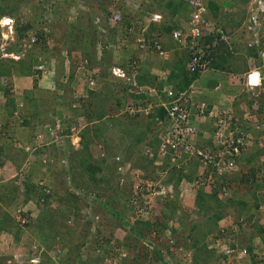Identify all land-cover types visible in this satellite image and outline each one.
<instances>
[{
  "label": "trees",
  "instance_id": "trees-1",
  "mask_svg": "<svg viewBox=\"0 0 264 264\" xmlns=\"http://www.w3.org/2000/svg\"><path fill=\"white\" fill-rule=\"evenodd\" d=\"M178 4L186 8L189 6L188 4L184 2H178ZM169 5L176 6L177 4L172 3V1H170ZM212 6H214V4H212ZM207 7L209 10V5H207ZM103 10L104 12L107 13L105 15L106 16L105 19L108 18L110 20L113 11L110 10V8H105V7L103 8ZM187 14H188L187 16H189L188 19L190 20L191 12L188 10ZM129 17H131L130 14H127V12L124 11L123 18L120 24L118 26L116 25L115 27L110 26V29L108 25L107 26L108 32L107 33L102 32L100 37L97 36V33L95 32V30L94 32H92L93 42H95V45L98 44L99 46H101V48L103 49V53L106 56L108 55L111 58L114 57L112 55L114 51L118 52L117 56L119 57H120V54H122V57H123L122 65L124 67L128 66L129 68L127 69V71L130 73H132V71L134 73L137 70V73H138L137 78L140 84L146 85L148 84L149 80L152 86L159 84L158 77H156V74H154L155 75L154 77H152L150 74L149 75H146V73L143 74L144 70L149 69L147 67H151V66L152 68L156 67L157 69H161L163 71L165 70L170 71L172 89L176 88V90H179V91L186 90L190 86L191 83H193L200 77L201 73L199 71L192 72L189 69V64L192 62V58H193L191 46H188V48H185L187 49L186 51H188V53L186 52L187 55L185 53V56H186L185 59H179V62L175 60L174 63H171V65L169 64L170 62L169 60H164L163 58H160L158 56V51H157L159 50L158 47H160V50H164L167 52H171L170 51V49L172 48L171 44L173 46L177 45L179 47L177 42H175L172 39V37H170V40H169V37H167L169 36V34L172 35V32L177 29L176 28L177 25L174 24L171 19L165 22L160 28L157 27V30L159 31L157 33L154 32L155 26H151L149 30H146V31H143V27H138L137 30H135L132 34H129L128 31L132 27H135V24L137 21V20H132V19L127 20L126 18H129ZM91 23L92 25L95 24V20L94 21L91 20ZM83 29H85V27H83ZM108 29L110 30V32ZM117 30H119L118 32L123 31L122 32L123 34L128 35L127 37L130 38V41H131L128 46L123 45V43L121 44L119 39L114 38L115 36L112 37V34L116 32ZM79 33L81 32L79 31ZM83 34H84V30H83ZM82 37H84V35ZM140 38L143 39L142 43L138 42V39ZM212 39L213 38L209 36L206 39V41L211 42ZM86 42L87 40L85 39L84 41H82V43H84L85 46L87 45ZM74 44L75 43L68 45L70 46L69 48H71L72 51L74 50L73 47H75ZM181 49L185 50L183 48ZM223 51H224L223 46H220L213 50V53L210 54L209 58L213 60L212 62L213 68L219 71H222V72L229 73L230 71H233V69H231L230 66L226 65L227 57H226V53ZM128 54H129V57H127ZM72 55L73 54H71V56ZM92 56L95 57L94 52L92 53ZM98 57H99L98 58L99 61L97 63L100 62L99 65H104V61H102V59L100 58L101 56H99V53H98ZM134 61H137L136 67H134V65L132 64ZM152 61L154 62V64L152 63ZM104 71L105 70H103V72ZM32 72H34L33 66L32 68H26L25 72L22 75H26V74L30 75ZM104 74H105L106 79L110 80L107 83L105 82L107 86L108 85L110 87L120 86L119 82H122V81L112 78L108 71ZM147 76H150L151 78ZM73 78H74V73L71 76V80ZM98 82L100 83V80H98ZM56 85L64 86L65 83L63 85V83L60 84L59 82H57ZM125 87H126V93H128L129 88L127 86ZM9 91H10V94L8 93ZM104 91L101 94L103 97L106 95L104 94ZM5 96H6V101L4 103L5 105H3L2 107L4 116L6 117L7 120L10 119L14 122L18 121V119L14 116L15 112L18 110V107L16 104L17 101L15 97L11 94V90L9 88L5 90ZM97 96H100V95H97ZM126 96L127 95H125V97ZM244 97H246V95H243L242 97H239L238 99H236V102L234 103V105L238 104V100ZM133 98L134 96H131V94H128L126 98V102L125 100L124 102L128 105L131 103ZM74 99L77 102L79 100L77 98H74ZM124 102H121L120 100V102L117 104L119 105L118 106L119 108L117 109V111L125 107L126 104ZM104 104L106 107L107 103H103V108L101 109L99 108V106L97 107V109L101 110V113L99 110L97 112L94 107L93 108L95 110H93L92 112L89 111L90 107L88 106L86 109V105L83 103V109L81 110L83 111L85 109V112L80 113V115L77 118H73L70 115L68 117L62 116V118H65V120L67 121V124L70 121L76 122V120H82V122L86 124V127L80 134L81 148L79 149L76 148L69 139H66L64 143L59 147L60 150L63 149V151H65L66 154L63 155L65 158L59 157L57 153L54 154V152H50L51 156L48 154L49 155L48 157H50V159H53L52 163H49L48 165H44L39 159V160H36L34 164L35 168H44V167L47 168V173L50 169L53 170V173L59 176L63 173V176H60V177H62L63 179L62 182L65 185H67V182L65 180H70V181L74 180L73 182L76 188L82 189L88 193H91L89 194L91 196L96 195L95 198L91 200L93 202L92 204H96L97 202L101 200V198H103L102 190H104L105 187L98 186V183H101L102 181L105 180V179H102L103 169L105 166H110V164L112 163L111 167L115 171V175H117V178L119 180V174L117 170L121 163L116 161L117 157H120L123 162L125 161V163H131L133 168L139 172L140 176L142 175L141 177L144 180L155 179V174L157 171V168L154 165V162L156 161V154H157L156 152H155L156 153L155 156H153L151 160H149L145 156L146 157L145 159H148L149 162L153 164L152 166L147 168L145 165H139L140 163L137 164L135 160H131V161L128 160L133 157V155L129 151H131L133 148L135 149V145L123 144L121 146L117 142H115L116 141L115 137H117L118 135H121L123 137V134L124 135L128 134L130 138L133 137L134 141L136 142L142 141L144 134L146 135L148 133L147 130L143 131L141 129L144 121L140 119V116H138L137 118L138 121L137 119H133L134 118L133 116H136V115H131L129 113L122 114L118 117H111L110 116L111 113L109 112V110L104 109ZM73 108H76V107H73ZM59 114H61V112H59ZM157 115L160 117L161 120H165L166 118V113L164 112V110H160ZM114 119H118V121L120 122V125H119L120 128L116 127V129H119L118 134H113L115 133L114 130L112 129L113 127H115L114 122L112 121ZM50 120H43V121H40V123L43 124V123L49 122ZM22 124L26 125L27 122H23ZM111 124L113 125L111 126ZM100 131H103L102 135L99 133ZM70 133H71L70 131L67 132V134H70ZM93 144L100 145L101 147H103L104 156L102 155L99 159H97L95 152L92 150ZM117 145L121 147L118 148ZM255 150L256 152L261 151L257 149V146H255ZM37 153H38L37 155L45 156L46 155L45 153H48V152L45 149ZM250 155L251 154L249 153L246 159L242 160L241 170H240L241 174L246 173L244 171L248 168V165L252 161V158H250ZM124 158H126L127 160H125ZM64 160H67L66 163H64ZM62 162L66 164V167L64 168V171H61V172L57 171L58 172L57 173L55 171L56 167H58V165L61 164ZM2 165L3 163L0 161V166ZM196 172L197 170H192L191 171L192 175H189L190 177L188 178L194 180L197 176ZM55 174H53V177L55 176ZM77 174H79L81 178L83 179L81 180V183H79V181L76 179ZM136 176L138 177L136 173H131L130 178L126 181L124 185L117 186L121 188L119 189V191L117 190L118 194L120 195L118 196V198L120 199L118 198L117 199L123 202L122 206L124 205L126 210L129 211L130 209H132L133 211H135L134 213L138 211V207H137L138 205L136 204L138 203V199L134 192V186L137 181L135 180ZM182 176H183L182 172L176 173L175 177L177 178V185L179 181H181ZM173 178H174L173 175L169 176V181L171 182ZM241 180H242L241 183H247V182L252 181L250 180V177L248 175L245 178H241ZM117 182H120V180ZM113 185L114 183L108 182L107 188L111 189ZM178 186L176 188V196L171 201L169 200V202L163 206L161 211H159L160 213H158V215L162 214V210H163V214L166 215L168 213V215L164 216L166 217L165 220L163 221L164 222L163 227H164L165 223H167L170 218H173V215L176 214L177 210L181 211V216L179 217V221L180 222L182 221V224L184 227L192 226V230H189L188 236H186V239H185L186 241H184L185 242L184 245L185 244L189 245V246L186 245V247H188L189 251L192 252L195 262H198L199 264H207L208 262L207 256L209 252L214 257V252L213 250L208 248L207 241L209 242V240H215L218 238L225 237V234L222 232L223 231L222 226L221 227L219 226V222L226 215L223 211L227 210L228 208H225V207H231L232 202L234 203L236 201L237 203L240 202L238 206L240 215L239 216L237 215L235 217L236 219L235 223L239 227V234H236L234 236L233 234L234 232L231 229L230 230L231 236L235 237L236 244H238L241 247H246L248 249L249 257L245 260L247 263L256 264L259 261V258L255 253V248H253V245H252L253 238L247 239L245 242L241 240V235H243L244 231H246L247 229H250L252 231V229L256 230L255 228H258L260 226L262 227L261 231L263 232L261 234L262 235L264 234V227L261 224L263 223V220H264V211L260 209L262 206H264V196L263 194L258 193L259 188H257L256 191H252L248 193L244 192L243 194L239 196V198L235 194L232 195L229 200V205L227 204L225 205L224 203H222V206H220L219 209L217 208L216 212H212L214 210L213 208H211L212 205L219 204L220 202L219 199L217 198L218 195L220 193H223L224 191H228L229 193H231V188L233 187V181L229 177H224L223 180H220L218 187L215 188L214 190L200 189L198 192L197 201H196L197 203L196 212L195 211L186 212V210L182 207V205H180V202H178L179 196L181 195V193L179 194ZM51 188L53 190V194L50 196H45L46 199L44 198L46 207L47 205L50 206V201L55 196L56 187L52 185ZM122 190H124L125 193H127L125 199H121V198H124L122 197L123 196ZM4 192L5 190H0V196H1L0 203L6 207L11 206V208L17 206L18 200L15 199L16 197L15 196H10V197L5 196L3 195L5 194ZM208 192H211V193L208 194ZM24 195H25L24 204H23L24 206L22 208H19V210H22L20 212H21V217H23L24 219V223L23 221H20V219L19 220L17 219L18 222H15V221L13 222L12 216H10L8 212L0 210V233L1 234L3 232L14 233L13 236L15 237L16 242L19 244L21 242L22 237H24L26 234H29V232H35V231L38 232L37 233V236H39L38 248L39 249L44 248L43 255L41 256V261L38 264H55L53 260H51V258L49 257L50 255L49 253L50 251L56 250V249H60L61 251L66 252L65 255L62 256V258L60 259L59 264H137L139 260H140L139 264H152L154 262H158V261L160 262L161 260H163V257L166 256L165 253H167L166 249H168L169 252L171 253V254H168L170 255L169 257H172L173 259H177L174 256V253L172 254V251H171L172 249H170L169 247H165L162 245H160L159 247L156 244V246L152 248L144 244V241L146 240V236L143 234V230H137L134 226H132L129 230L130 238L132 239L133 242L129 241L125 243V242L117 241V243H115L114 246H111L109 241H111L112 237L103 236L101 238L100 229L94 233L96 235V236H93L94 240H90L91 234H90V237L87 238L89 229L85 228L84 230H80V229L78 230L77 227H75L77 226L76 224L79 218V214L77 212H78V209L80 208L77 206L80 203L77 204L78 203L77 201L79 198H77L76 196H74L75 197L74 199H76L75 201L77 203L75 202L73 203L70 202L72 204L68 203V205L73 206V208L67 209L66 211H62L61 209L56 210V209L51 208V211L48 212L50 213V216L47 214L41 213L36 219V218H32V214L37 209V206L40 200L42 199V196L40 194V191L37 190V183L34 182L33 179H31L30 182L25 185ZM65 195H69V194L65 193ZM84 197L87 198L86 196ZM211 197L212 199H208ZM109 199L110 200H106L104 202L102 201L104 209L106 211L109 210L110 213H113L117 217L119 224H121L122 226L128 225V219L126 218L125 214H123V212L116 213L115 211L110 210L112 207V202H111L112 199L111 198ZM161 199H163V197H156V201L159 204H163L161 202ZM73 204H76V205H73ZM74 207L76 208L74 209ZM90 207H93V206L91 205ZM73 209L75 211H73ZM91 209H92V212H94L92 213L93 216L95 212L96 214L98 213L96 208H91ZM194 213H197V215L200 216L202 220L199 221V220L190 219ZM153 214L154 212L151 211L150 215H153ZM93 216L92 217L90 216V217L93 218ZM141 216L143 218H149V215L141 214ZM70 218H74V219H70ZM139 218L137 219V221H140ZM69 219L74 221L72 225L68 224V222L70 221ZM238 221H240V223ZM140 222L144 224L147 221L145 222L144 220H141ZM153 222H154V232L156 236L163 233L166 230V227H168L167 224L165 225L164 228L160 227V224L158 223L159 222L158 219L154 220ZM151 223L152 222H148L147 225H150ZM76 234H78V236ZM237 235H238V238H236ZM28 243L30 245L29 246L30 248L32 244H30V242ZM180 243L178 242V245L176 244L177 248H175V250H178V249L180 250L182 248V246H180ZM123 246L126 251H128L129 253H132L133 258L120 257L119 252ZM192 249H195V250H192ZM31 254H34L33 250L30 251L29 255ZM142 257L143 259H141ZM117 258H119L118 261L115 260ZM198 258L200 259L198 260ZM214 261H215V264H220L216 259H214ZM0 264H6V259L0 257ZM176 264H183V263L177 262Z\"/></svg>",
  "mask_w": 264,
  "mask_h": 264
},
{
  "label": "built area",
  "instance_id": "built-area-1",
  "mask_svg": "<svg viewBox=\"0 0 264 264\" xmlns=\"http://www.w3.org/2000/svg\"><path fill=\"white\" fill-rule=\"evenodd\" d=\"M143 1L146 0H122L126 6H132L136 9L142 8ZM183 1H187L191 7V17L186 26L172 33V38L180 47L188 48V46H191L195 50L192 62L189 64V69L192 72L199 71L204 74L209 70H213L211 67L213 60L209 58L210 52L208 51L211 45L208 44L204 48L202 43L209 36L213 38L215 44H218V42L229 43L232 37L222 25L208 18L209 10L204 1ZM121 5L118 4L120 8L117 10H112L113 13L110 18L111 27H115L122 21L124 6ZM245 10V20L239 29L247 35V46L252 51L249 57V68L241 76L243 84L241 87L236 86V94L234 93L231 96L224 95L225 104L220 103L211 106L206 101L199 100V97L203 93L194 84L185 91L175 92L167 84L170 76V71L167 70L161 71L158 74L159 84L152 86L140 84L137 78V70L134 73L133 71L130 73L127 71L129 67L121 66L118 61H114L113 65L110 66L109 70L112 77L122 81L129 88L131 96L136 98V100L133 99L127 105V112L129 114L137 115L143 113L149 116L151 111L157 108H163L166 113L165 120L158 119L157 122V126L165 128V131H161L162 133L159 136L158 146H146L144 148V155L149 160L157 153L154 165L160 166H157L155 179L144 180L131 163L123 162L120 157L116 158V161L121 163L118 167V172L122 178L125 176V180H122V185H124L131 173L138 175L135 178L137 181L134 186V192L138 199V203H136L138 205L137 213L149 215L148 212L142 209L141 203L145 207L146 200L149 201L153 197L164 198L166 197V192L172 191L174 183L169 181L171 174L182 172L184 177L188 176L186 175L188 171L187 163L190 159L196 160L198 166L197 176L192 183L188 184V188L192 189V191L200 189L214 190L224 177H229L234 183L235 178L240 174L242 160L246 159L250 153V148L257 146V148L264 150V0H247ZM4 18L0 20V33L2 37L0 59L11 57L19 60L23 57V52H20V50L9 52L11 44L16 43L18 39L17 27L15 26L16 21L13 18H9L10 20L5 23ZM140 19L141 21H139ZM140 19L136 21L135 27H132L130 30L128 29L129 34H132L138 27H143V31L149 30L153 23H161L163 16L147 13L143 18L140 17ZM102 32L107 33L108 31ZM142 40L140 38L138 42L142 43ZM37 41L38 38L32 37V43H36ZM26 46L24 45V47ZM158 49V56L160 58L164 60L169 58L170 52L160 50V47ZM53 62L51 65L44 62L38 63L35 66V77H41V80H44L52 72L54 78H56L57 74L55 70L52 71V69H56V62ZM136 62L132 63L134 67L137 65ZM69 72L58 80L60 84L69 82ZM88 72L89 74L85 72L84 79L86 80L84 82L87 84L86 87L89 91H94L97 88L98 81L95 73L92 75L90 70ZM255 75L259 77L257 83L253 80V76ZM241 77L238 78V81L241 80ZM223 87V82L218 81L214 87V91L221 93ZM52 89L54 90L55 87ZM239 89L240 91H238ZM243 95H246V97L241 98L238 100V104L234 105L236 99ZM75 96L77 99L82 97V101L84 99V96H80L79 94H75ZM23 106V103H20L18 110L14 114L17 119L22 118L21 110L19 109ZM74 107L77 108L79 105L74 104ZM207 121H212V129L211 131L206 130L207 132H203L197 123H206ZM85 127L86 124L82 120H76V122L70 121L67 124V121L62 116H52L49 122L39 126L35 133L34 146L23 145L27 161L24 168L16 176L19 179L26 178L36 160L40 159L44 165L52 163L53 159L48 157L50 155L49 150L54 147L59 148L66 139H69L77 148L81 142L80 134ZM68 131L71 133L67 134ZM201 134L203 136L207 135V138H204L206 142L203 145H199ZM18 143L20 142H13V145L17 146ZM45 149L48 152L45 153V156L37 155V152ZM102 155L104 156V152ZM64 163H66V160H64ZM186 180L185 178L184 181ZM37 190L40 191L42 196L39 206L44 207L45 196L53 194L51 185L47 186L44 180H39ZM224 193L227 194L228 191H224ZM221 195L222 193L219 196ZM149 207L151 206L149 205L147 209L150 210L152 207ZM260 209L264 211V206ZM20 211L18 212V220L21 216ZM90 216H92L91 211ZM99 219V216H94L95 222H98ZM20 221L24 223L23 217L20 218ZM68 223L72 224L73 221L70 220ZM222 232L225 234L224 230ZM225 236L211 240L213 243L209 246L214 252V257L217 255L218 262L220 264H249L245 261L249 257L248 249L236 244L235 240L231 239L233 236H231L230 232L225 234ZM111 240L110 245L114 246L116 242L113 239ZM144 244L152 248L156 246L153 239H146ZM3 245L0 242V257L7 251ZM253 248H255L254 245ZM32 250L34 254L21 253L15 255L13 260L17 264L40 263L44 248L39 249L36 245ZM49 254L54 260L59 261L63 251L56 249ZM119 254L122 258L130 257L124 248L120 250ZM119 258L115 260L118 261Z\"/></svg>",
  "mask_w": 264,
  "mask_h": 264
},
{
  "label": "rangeland",
  "instance_id": "rangeland-1",
  "mask_svg": "<svg viewBox=\"0 0 264 264\" xmlns=\"http://www.w3.org/2000/svg\"><path fill=\"white\" fill-rule=\"evenodd\" d=\"M170 1H173V0H146V1H143L142 8L140 7L138 9H136L132 6H126V4H124L122 2V0H0V20L3 17H12L16 21L15 26L18 29H21V28L28 26L27 24L33 25L32 32L29 31V33H26L24 36L19 34L20 32L18 31V34H17L18 39H17L16 43L11 44L10 50L11 51L20 50V52H23V57L20 58L19 60H15L11 57H5L3 59H0V90H2V89L6 90L7 88L11 89V87H12L11 84L13 83L12 77L14 75L15 76L16 75L22 76V74L25 72L26 68H32V65L34 67L38 64V62L46 63V59H48L49 57H53L56 59L57 62L55 65L56 69H52V71L55 70L56 73L58 72L57 77H59V75H60L59 80L61 77L67 75V73L69 71H70L69 75L72 76V70H73L74 74H76V75L80 74V73L84 74L85 72L87 74H89L88 70H90L92 75L95 73L97 81L100 80V83L97 82V84H98L97 88H96L97 90L90 91V92H92L91 94H93L94 92H98V93H94L91 96L92 102H90V105H89L90 110L89 111L92 112L93 110H95L94 108H96V111L98 112V110H99L101 113L100 109L103 108V103H107L106 107L104 104V109L109 110V112L111 113V115H110L111 117H118V116H120L122 114H126V113L128 114L127 104L125 103L126 98L128 96V93H126L125 84L122 82H119V84H120L119 87H110L109 85L107 86L105 84V82H107V79H106L104 73H106L107 71L110 73L109 66L113 65L114 62L110 56H108V55L106 56L103 53V50L100 49L99 46H97L98 44L95 45V42H93L92 32H94V30H95V32L97 33V36L100 37L102 31L107 30L108 25H109V29H110V26H111L110 20L108 18L105 19L106 18L105 15L107 13L104 12V10H103L104 7L110 8V10L114 11V10H117L118 8H120L118 6V4H122L121 6H124L123 11L127 12V14H130V16H131L129 18H126L127 20L128 19L139 20L140 17H142V15L144 13L149 12V11L156 12L159 14L161 13L164 16L165 22H167L171 19L170 17H171V13H172L171 7L169 5ZM175 1L179 2L177 0H175ZM202 1H205V0H202ZM215 1H219V0H215ZM242 1L244 2V3L241 2V4H243V5H245L247 2V0H242ZM101 2H102V4H101ZM230 4H233V6H235V8L238 9L239 13H237V14L239 15L240 14V8L236 7V1L228 3V5H230ZM241 4H239V5H241ZM225 12H223V13H225ZM218 16H219V13H218ZM223 17H221V18L224 21H226L228 23V25L232 24V22L234 21L233 17H230V16H228L226 18H223ZM243 17L240 19V21H242V22L245 20V15ZM91 20H93V21L95 20V24L92 25ZM139 21H141V19ZM242 22H241V24H242ZM119 24L120 23H118L117 26ZM163 24L155 25L154 32L155 33L159 32L157 30V27L160 28ZM241 24H238V26H241ZM238 26L233 27L234 32H236ZM83 27H85V29H83ZM83 30H84V34H83ZM79 31L81 33H79ZM118 31L119 30L114 32L115 34L113 33L112 37L115 36L114 38L119 39L121 44L123 43V45L128 46L131 42L130 38L127 37L128 35L123 34L122 33L123 31H121V32H118ZM238 31L240 32L241 30L238 28ZM109 32H110V30H109ZM83 35H84V37H82ZM32 37L38 38V43H31ZM167 37H169V40H170V34ZM84 39L87 40L86 46L84 43H82V41H84ZM169 40H168V42H169ZM1 42H2V37H1V33H0V44H1ZM72 43H75L74 44L75 47H73V49H74L73 51L71 50V48H69L70 46H68ZM24 45H27V46L24 47ZM169 47H170V45H169ZM171 47H172L170 49L171 53L169 55V58L166 60H169L171 57H174V56H176L175 60L177 62H179V59H185L186 56H185L184 50L178 51L175 49V46H173L172 44H171ZM10 50H9V52H11ZM70 51H72V52H70ZM83 51H86L88 53L94 52L96 55H95V57H93L91 55H89V57H86V56L82 55ZM223 52H225V51H223ZM98 53H99V56H101L100 58L102 59V61H104V65L101 67V69L97 68V66L99 67V63H100V62L97 63L99 61L98 60V58H99ZM71 54H73V55L71 56ZM127 57H129V54ZM38 60H40V61H38ZM152 63L154 64L153 61H152ZM97 69H99L100 72ZM103 70H105V71L103 72ZM26 75H23V76H26ZM51 75L54 76V74H52V72H51L50 74H48L46 76L47 81H43V82H45L44 87H45V90H47V92L43 88H40L41 89V97L43 95L45 97H43L44 98L43 100L38 102V105L39 104L40 105L46 104V105H44V109H47V110L49 107H51V104H49V103L53 100L51 93H48L49 92L48 90L51 91V89L54 87L52 85V83L50 82L51 81ZM27 76H30V75H27ZM82 77H83L82 75L79 76V80H83ZM200 77L202 79L206 76H204V74H203ZM80 78H82V79H80ZM211 78H213L212 74L210 76V79ZM218 78L224 83L225 86L232 87L231 85H229L226 82V80H222V77H218ZM40 79H41V77H40ZM227 79H228V77H227ZM84 80H86V79H84ZM232 85H234L235 88H237L240 86V81H238V82L233 81ZM101 86L103 87L104 90L106 89L105 91L103 90L104 94H106L104 97L101 95L97 96L100 94L99 91L101 90ZM59 87H62V85H59ZM227 89H229V88H227ZM5 90L3 92H5ZM36 90H38V89H36ZM238 91H240V89ZM8 93L10 94V91ZM125 95H127V96L125 97ZM3 100H4V98L1 100V102H3ZM120 100H121V102H124V100H125L124 103L126 105L124 104L125 107H123L117 111V109L119 108L118 107L119 105H117V104L120 102ZM98 106L100 109H97ZM112 107H113V109H112ZM12 109H13V107H12ZM23 119L24 118L22 117L21 119H18V121L21 122ZM112 121L114 122V124L117 125V123H118L120 125V122L118 121V119H114ZM4 122L7 126H10L11 123H14V121H12L10 119L9 120L5 119ZM209 123L211 124V121H209ZM208 129H209V127H208ZM207 131H209V130H207ZM114 132L115 133H113V134H118L119 131L114 129ZM99 133L102 135L103 131H100ZM8 139L13 140L14 142H16V141L19 142V140L16 139L14 136H12L11 138L8 137ZM115 140H116L115 142H117L121 146L123 144L128 145V143L129 144L131 143L130 136L128 134H125V135L123 134V137L121 135H118L117 137H115ZM147 144H149V143L147 142ZM119 145H117L118 148L121 147ZM148 146H152V142H150V145H148ZM77 148L78 149L81 148V144L78 145ZM257 149L261 150L263 153L261 151L256 152L255 147L250 148V154H251L250 158H252V161L248 165V168L244 171V172H246L245 173L246 175L240 173L235 178L236 181H234V183H233V187L231 188V193L228 192L227 194H225L223 192L221 196H219L220 194L218 195L217 198L219 199V201L221 203L219 202V204L212 205L211 208L214 209L212 212H216L217 208L219 209L220 206H222V203H224L225 205L226 204L229 205V200H230L231 196L234 194L239 198V196L241 194H243L244 192L248 193V192L256 191L257 188H259L258 193H261L264 196V150H262L260 148H257ZM92 150L95 152V155L98 159L102 156V154L104 152L103 147H101L100 145L93 146ZM49 152H54V154L57 153L58 156L61 158H65L63 155L66 154L65 151H63V149L60 150L57 147L50 149ZM62 152H64V153H62ZM129 152H131V154L133 155L132 158H135V161L137 162V164L140 162L139 165H145L147 168H149L150 166L153 165L152 163L148 162L147 159H145L146 157L143 153L144 152L143 146H140V147L135 148V149L133 148ZM61 164H59L58 167H56V170H55L56 172L57 171H60V172L64 171L66 164H64L63 162ZM111 164H110V166H105L103 169L102 179H105V180L102 181L101 183H98V186L105 187V188H104V190H102L103 198H101V200L99 202H97L96 204H92L93 202L90 199L91 195L90 196L88 195L87 196L88 198L84 197V196H86L85 194H83L84 191H82V189H78L74 186V182H73L74 180L73 181L65 180L67 182V185H65L62 182V180H63L62 177H60V176H63V173L60 176L56 175L55 173H53L52 169H50L47 173V168L44 167V168H35L34 171L32 172L31 178H24V179L21 178L24 181H22L21 179L16 180V178H13L11 180L13 183L10 181V182L6 183L5 187L1 186L0 190L6 189L4 192L5 194H3V195L9 196V197L15 196L16 197L15 199L18 200V202H17L18 205L11 208V206L6 207L0 203L1 204L0 210L8 212L10 216H12V214H13L16 217L14 219L15 220L18 219V217H19L18 212L20 211L19 208H22L24 206L23 205L24 199H25V195H24L25 189L23 186L24 182L26 180L30 181L31 179H33L34 182H37L38 180H43V177H44L45 178L44 182L46 183V185L47 186L51 185V187L53 185L54 187H56L55 188L56 191H55V196L50 201V206L47 205V207L45 206L44 209H41V211H40L41 213H44V214H47L50 216V213H48V212L51 211V208L56 209V210L61 209L62 211H66L67 209H71L73 207V206L68 205V203L72 204L73 202H75V203L78 202L77 204H79V203L80 204L77 206L80 208L78 209L77 213L79 214L80 220H79V222H77V224H76L77 226H75V227H77L78 230L79 229L84 230L85 228L89 229L87 238L90 237V234H91L90 240H94L93 236H96L95 234L91 233V231L95 232L96 228H97V231L99 229L101 231V233H100L101 238L103 236H110V237H112V239L116 243H117V241L125 242V243H127L129 241L133 242L132 239L130 238L129 230L132 226H134L137 230H143V234L146 236V239H154L157 246L160 247V245H162V246L169 247L170 249H172L171 250L172 254L174 253V256L177 258V259H173L172 257L165 256V257H163V260L160 261L162 263H160L158 261V262H154L152 264H176L177 262H180L183 264H199L198 262H195V260L193 258V254L191 251H189V252L184 251L185 252L184 254L179 252L181 254V256H180V254L178 255L176 253V252H178L175 250V248H177L176 244L178 245V239L182 238V236L180 234H178V232L182 231V225L179 224V222H178V219L181 216L180 210L176 211V214L173 215V218H170V219L168 218L169 221L167 223H165V225L167 224L168 227H166V230L163 233H161L158 236H155V234H154L155 233L154 232V222H153L154 220L158 219L159 220L158 223L160 224V227H162V228L165 227V225L163 227V223H164L163 221L166 218L164 216L168 215V213L166 215L163 214V210H162V214H161L162 216L158 215V213H160L159 211H161L163 206L165 204H167L169 202V200L171 201L176 196V188L178 186L177 185V178L175 177L176 174H173L174 178H173V180H171V182L174 183V187H172V191L166 192V195H165L166 197L163 198L164 200L161 199V202L163 204H159L156 201V198H154V197L152 199H150L149 201L146 200L145 207H144L143 203H141L142 209L144 211L148 212V214H149V218H143L141 216V214H143V213L140 214L138 212L140 214L139 215L137 212L134 213L135 211H133L132 209H130L129 211L126 210L124 205L122 206L123 202L118 200V199H120V198H118V196H120L118 194V191L121 188L117 187V186L122 185V180L123 181L125 180V176L122 178V176L119 174V172L117 170V172L119 174V180L121 179L120 182H117L119 180L117 178V175H115V171L112 169ZM155 166H156V168H158L160 165L155 164ZM53 174H55L54 177H53ZM247 175L250 177V180H252V181L247 182V183H241L242 182L241 178H245ZM129 178H130V176L128 177V179ZM76 179L79 181V183H81V180H83L79 174L76 175ZM108 182L114 183V185L111 189L107 188ZM184 189H185L184 190L185 195H180L179 199H178V202H180V205H184V204L186 205V203H188L187 198L190 196V195L188 196V194H190V191L194 192V191H192V189H187L185 187H184ZM187 190H189V192ZM122 191H123L122 197H124V198H121V199H125L127 193H125L124 190H122ZM9 192H11V193H9ZM65 193L69 194V195H65ZM210 193L211 192H208V194H210ZM89 194H91V193H89ZM186 195H187V198L185 197V199H184V196H186ZM74 196L79 198L77 202L75 201L76 199H74L75 198ZM95 196L96 195H93L92 197L95 198ZM109 198L112 199V201H111L112 207L110 210L115 211L116 213H120V212L122 213L123 212V214H125L126 218L128 219V225L122 226L121 224H119L117 217L113 213H110L109 210L106 211L104 209L102 201L104 202L106 200H110ZM68 199H69V201H68ZM208 199H212V197L208 198ZM70 202H72V203H70ZM239 204H240V202L237 203V201L234 203L232 202L231 207H225L228 209L223 211L226 215L219 222V226L220 227L222 226V229L224 230L225 234H228L231 229L234 232L233 234H235V235L239 234V227L235 223V220H236L235 217L237 215L238 216L240 215V212L238 209ZM73 205H76V204H73ZM91 205L93 207H90ZM149 205L152 207L151 210L147 209V207ZM75 208L76 207H74V209ZM91 208H96V210L98 212L97 214L101 215L102 220H103V222L101 224H98L97 222L93 221L96 212L93 216L92 213H94V212H92ZM74 209H73V211H75ZM90 211H91L93 218H91L92 216L90 217ZM151 211L154 212L153 215H150ZM186 212H189V211H186ZM38 215H39L38 210H35L34 213L32 214V218H36ZM20 218H21V216H20ZM138 218L140 219V221L144 220L145 222L146 221L147 222L143 224L142 222L137 221ZM193 220L201 221L202 218L200 216H198L197 213H194L193 214ZM148 222H152V223L150 225H147ZM238 222L240 223V221H238ZM261 224L264 227V223H261ZM186 228H187L188 232H189V230H192V226H187ZM261 228L262 227L259 226L258 228H255L256 230L252 229V231L250 229H247L246 231H244V234L241 235V240H243V242H245L247 239L253 238L252 245L255 246V253L259 258V261L256 264H264V234L263 235L261 234V233H263L261 231ZM37 233L38 232H36V231L35 232H29V234H26L24 237H22L21 242L19 244L16 242L15 238L13 239L12 235L14 233L6 234V236H4L5 234H3L2 237L0 236L2 238V242L4 244L3 247L5 246L6 249L8 248L6 253H4V255H3V258L6 259V264L14 262L13 257L15 255H18L21 253L29 255L32 248L36 245L38 246V244H33L34 240H36V241L39 240ZM76 235L78 236V234H76ZM236 238H238V235L236 236ZM40 239H42V238H40ZM231 239L235 240V237H232ZM111 241H109V243ZM28 242H30V244H32V246L30 248H29L30 245ZM92 242H94V241H92ZM122 248H124V246ZM166 252H167V254H171L168 249L166 250ZM128 254L131 258H133L132 253L128 252ZM141 259H143V257ZM199 259L200 258H198V260ZM215 259H217V261H219L217 255L215 256ZM139 262H140V260H139ZM139 262L137 264H139Z\"/></svg>",
  "mask_w": 264,
  "mask_h": 264
},
{
  "label": "crops",
  "instance_id": "crops-1",
  "mask_svg": "<svg viewBox=\"0 0 264 264\" xmlns=\"http://www.w3.org/2000/svg\"><path fill=\"white\" fill-rule=\"evenodd\" d=\"M233 1H236V7L240 8V14L239 15L237 14V13H239L238 9H236L235 6H233V4L228 5V3H231ZM204 2L207 5H209L208 18L217 24L223 25L228 31H230L232 33L231 41L229 43H225V42L222 43L221 42L220 46H223V49L226 53V57H227L226 65L230 66L231 69H233V71H230L229 73L228 72H222V71H217V72L210 71V72L204 74V76H206V77H204L202 79L200 77L197 80L198 85L201 86L205 90V93L199 97V100L206 101L210 105H217L220 103L225 104L226 102H225L224 95L231 96L232 94H234L237 91V89L234 87V85L232 86V82L233 81L238 82V78L243 76V74L246 73V71L249 68L248 64H249V57L251 56V50L247 46L248 37L245 33H242V37H241V31L240 32L238 31V28L240 27V26H238V24H241V22H242V21H240V19L246 13V10H245L246 4L245 5L241 4V2H243L242 0H240V1L239 0H219V1L205 0ZM172 3L178 4V2H176L175 0H173ZM212 4H214V6H212ZM239 4H241V5H239ZM170 7H171V11H172L170 18H171L172 22L177 25L176 28H183L184 26H186L187 23L189 22V19H188L189 16H187L188 15L187 12H188V10L191 12V7L188 6L186 8L184 6H181L180 4L176 5L175 7H174V5H171ZM223 12H225V13H223ZM218 13H219V16H218ZM226 14L228 16L234 18V21L232 22V24L228 25V23L221 18L223 16H224L223 18L228 17ZM236 26H238V28H237L236 32H234L233 27H236ZM99 48L102 49L101 46H99ZM175 49L178 51L182 50V49H179L177 45H175ZM184 51H185V53L186 52L188 53V51H186V50H184ZM89 53L86 51H83L82 55L86 56V57H89V55L92 56V53H90V54ZM187 53H186V55H187ZM117 54H118L117 51H114V53L112 54L114 56V57H112L113 62L118 61L120 64H122V60H123V57L121 56L122 54L120 55V57L117 56ZM175 58H176V56L171 57L169 59L170 65H171V63H174ZM38 61H40V60H38ZM46 61H47V64H50V65L52 64L53 61L57 62L56 59L53 57H49L48 59H46ZM102 66L103 65H99V67L97 66V68L101 69ZM147 68H149V69L144 70L143 74L144 73H146V75L150 74L152 77L155 76L154 74L157 75L158 72L161 71V69H157L155 67L152 68V66L147 67ZM99 69H97V70L99 71ZM73 73L74 72L72 70V74ZM211 74L213 75V78L210 79ZM81 75L83 76L82 77L83 80H79V76H81ZM226 76L228 77V79ZM59 77L56 76V78H54V76L51 75V81L50 82L55 87V89L54 90L51 89V91L48 90L49 91L48 93H51L54 101L52 100L49 103V104H51V107H49L47 110V109H44V105H46V104H43V105L39 104L38 105V102L43 100L44 99L43 97H45L44 95L41 97V89L40 88H43L45 90V87H44L45 82H43V81H47V80L46 79L41 80V79L35 77L34 72H32L30 74V76H27V75L26 76H23V75L22 76H17V75L15 76L14 75L12 77L13 83L11 84L12 87L10 90H11V94L15 97V99L17 101L16 102L17 107L19 106L20 103H23V105H24L21 109H19V110H21V115L24 119L21 122L20 121H15L14 123L10 122L11 123L10 126H7L4 122L6 117L4 116L3 110H2V107H3V105H5L4 103L6 101L5 92H3L5 89L0 90V105H1L0 110H2V111H0V161L3 163V165L0 166V188H1V186L5 187L7 182H10L13 178H16L17 177L16 175L19 173V171H21L24 168V165L27 161V155H26L25 151L23 150V145L34 146V144H35L34 137H35L36 131L38 130L39 126L41 125L40 121L50 120L51 117L54 115H61V116H66V117H68L70 115L73 118H77L80 115V113L85 112V109L83 111L81 110V109H83V103L86 105V109H87V107L90 105V102H92L91 96L94 93H98V92H94L93 94H91L92 92H90L88 90V88L86 87L87 84L84 82L85 73L84 74L80 73V74H77L76 76L74 75V78L72 80H71V76H70L69 82L65 85L63 84L64 86H62V87H58L59 85H56V83L59 82L58 81ZM111 77H112V75H111ZM147 77L151 78L150 76H147ZM218 77H222V80H226V82L229 85H231L232 87L224 85L223 91L221 93L215 92L214 87H215L216 83L218 81H221ZM82 78H80V79H82ZM231 80H233V81H231ZM255 80L259 81V77L257 76V78H255ZM108 81H110V80H107V82ZM148 85H151L150 80L148 81ZM227 88H229V89H227ZM36 89H38V90H36ZM45 91L47 92V90H45ZM102 91H103V87L101 86V90L99 91V93H100L99 95H101L103 93ZM75 94H79L80 96H84L83 101H82V97L81 98L79 97V99H81V100H78V102H77L74 99V98H76ZM20 95H22V96H20ZM3 98H4V100H3V102H1V100ZM133 99L136 100V98H133ZM74 104H78L79 107L73 108ZM59 112H61V114H59ZM158 113H159L158 109H153L149 116H147L143 113L137 114L136 115L137 117L133 116L134 117L133 119H137L138 116H140V119L144 121L141 129L143 131L144 130L148 131V133L146 135L144 134L143 140L140 142L134 141L133 137L130 138V141H131L130 144L135 145V148H136V146L137 147L144 146L147 144V142L149 144H150V142H152L153 147L158 146L159 136L162 133L161 131H165L164 127L161 128L160 126H157L158 119H160V117L157 115ZM25 119H26V121H25ZM23 122H27V124L26 125L22 124ZM112 125L113 124H111V126ZM114 125H115V127L112 128L113 130L116 129V127L120 128L118 123H117V125L116 124H114ZM197 125L201 129V131H203V132H207L206 130L211 131V129H212V121H211V124L209 123V121H207L206 123H197ZM208 127H209V129H208ZM116 130H119V129H116ZM12 136H14L16 139L19 140L20 143H18L17 146L13 145V142H14L13 140L8 139V137L11 138ZM204 138H207V135L203 136L201 134V136L199 137V145H203L206 142ZM93 146H96V144H93ZM124 159L127 160L126 158H124ZM128 160H130V161L135 160V158H130ZM197 166H198V163L196 160L190 159L188 161V163H187L188 171L186 172V175H188V176H186V177L182 176L181 181H179V183H178L179 194L181 193V195H185L184 187L189 189L188 184L192 183L193 181H192V179H189L188 177H190L189 175H192L191 174L192 170H197ZM33 167L34 166H32L29 170L30 175L28 178H31L32 172L35 169V167L34 168ZM171 176H172V174H171ZM185 178L187 179L186 181H184ZM28 182H30V181L28 180ZM182 182H184V183H182ZM25 183L26 182H24V184ZM3 190H6V189H3ZM187 191L189 192V190H187ZM198 192H199V190L194 191V192L190 191V194H188V196L189 195L190 196L188 198H187V195L184 196V199L186 197L188 200V203H186V205L185 204L182 205V207L186 211L194 212L197 210L196 201H197ZM9 193H11V192H9ZM40 211L41 210H38L39 215L41 214ZM13 216L14 215L12 214L13 222L14 221L18 222L17 219L16 220L14 219L16 217L15 216L13 217ZM37 217H36V219H37ZM71 219H74V218H71ZM190 219H193V215ZM79 220H80V217L78 218L77 222H79ZM178 222H179V224L182 225V231L178 232V234H180L182 236L181 239H178V242L179 243L181 242L180 246H182V248L180 250H176V251H178L176 253L179 255L180 253L184 254L185 253L184 251H189V248L186 247V245L187 246H189V245L188 244L184 245V243H185L184 241H186L185 240L186 236H188L187 235L188 234L187 228L183 226L182 221L180 222L179 219H178ZM263 223H264V220H263ZM4 236H6V234ZM13 238H15V237L13 236ZM0 242H2V239L0 240ZM207 243H208V248L210 249L209 246L213 242L211 240H209V242L207 241ZM33 244H38V241L34 240ZM192 250H195V249H192ZM165 255L170 256L167 253H165ZM180 256H181V254H180ZM214 259L215 258L213 257V255L209 252L208 256H207V260H208L207 264H215Z\"/></svg>",
  "mask_w": 264,
  "mask_h": 264
},
{
  "label": "clouds",
  "instance_id": "clouds-1",
  "mask_svg": "<svg viewBox=\"0 0 264 264\" xmlns=\"http://www.w3.org/2000/svg\"><path fill=\"white\" fill-rule=\"evenodd\" d=\"M177 1H179V2H184V3H186V4H188L186 1H183V0H177ZM190 7V6H189ZM191 12H192V9H191ZM147 13H152V14H159V13H156V12H152V11H149V12H146V13H144L143 15H142V18L144 17V15H146ZM160 15H162L161 13H160ZM163 16V15H162ZM4 18V17H3ZM7 18H12V17H7ZM165 22V19H164V16H163V20H162V22L161 23H153L152 25L153 26H155V25H161V24H163ZM27 25H29V24H27ZM32 25V24H31ZM221 25V24H220ZM33 26V25H32ZM223 26V25H222ZM224 27V26H223ZM225 28V27H224ZM32 29H33V27H32ZM32 29L31 30H29L30 32H32ZM180 29H182V28H177L176 30H180ZM226 29V28H225ZM227 30V29H226ZM18 31L20 32V29H18L17 28V34H18ZM29 31L28 32H26V33H29ZM175 31V30H174ZM173 31V32H174ZM228 31V30H227ZM172 32V33H173ZM229 32V31H228ZM26 33H19V34H21L22 36H24V34H26ZM230 33V32H229ZM232 35V34H231ZM170 37H172V35H170ZM241 37H242V32H241ZM173 39V38H172ZM174 40V39H173ZM32 43V42H31ZM37 43V42H36ZM222 43H224V42H222ZM208 44H210L211 45V47L209 48V52H210V54H212L213 53V50L214 49H216V48H218V47H220V43L218 42V44H215L214 43V40L212 39V41L211 42H207V41H205V42H203L202 43V45H203V47L205 48ZM179 48L181 49L182 47H180L179 46ZM183 49H185V48H183ZM185 50H187V49H185ZM194 49H192V53H194ZM171 53V52H170ZM251 53H252V51H251ZM39 63H41V62H39ZM46 63H47V61H46ZM113 63V62H112ZM119 63V62H118ZM120 64V63H119ZM121 66H123L122 64H120ZM111 66V65H110ZM110 66H109V69H110ZM124 67V66H123ZM212 67V66H211ZM212 69L213 70H209L208 72H210V71H213V72H217V71H219V70H217V69H215V68H213L212 67ZM58 71V70H57ZM161 71H163V70H161ZM160 71V72H161ZM160 72H158V74L160 73ZM208 72H206V73H208ZM206 73H204V74H206ZM34 74H35V66H34ZM56 74H58V72L56 73ZM158 74L156 75V77L158 76ZM201 75H203L202 73H201ZM200 75V76H201ZM114 78V77H113ZM200 78V77H199ZM198 78V79H199ZM40 79V78H39ZM116 79V78H115ZM197 79V80H198ZM117 80V79H116ZM194 81L193 83H191L190 84V86L192 85V84H194L195 85V87L198 89V90H200V91H202V93L204 94L205 93V90L201 87V86H199L198 85V81ZM167 84H169V86H171L172 87V82H171V75L169 76V78H168V81H167ZM243 84V80H242V77H241V80H240V86L239 87H241V85ZM189 86V87H190ZM188 87V88H189ZM187 88V89H188ZM186 89V90H187ZM175 92H179V90H176V88L175 89H173ZM180 91H182V90H180ZM185 91V90H184ZM128 94H130L129 92H128ZM163 98H164V96H163ZM159 111L160 110H164L163 108H157ZM165 112V111H164ZM34 140H35V137H34ZM150 145V144H149ZM146 146H148V144L147 145H144L143 147L145 148ZM144 153V152H143ZM148 162H149V160H148ZM19 172H21V171H19ZM29 175H30V173L26 176V178H28L29 177ZM17 179H19L18 177H16V180ZM45 178L43 177V180H44ZM26 183L25 184H23V186H24V189H25V185L26 184H28L29 182H28V180L27 181H25ZM38 182H39V180L36 182L37 183V185H38ZM82 191H84V193L83 194H85L86 195V197L89 195V193L88 192H86L85 190H82ZM90 196V195H89ZM93 196V195H92ZM91 196V200L93 199V197ZM88 198V197H87ZM30 203H31V201H30ZM44 207H40L39 206V204H38V206H37V209L36 210H41V209H43ZM92 210V209H91ZM95 216H99V221L97 222L98 224H101L102 222H103V220H102V217H101V215L99 214H95ZM93 221H94V219H93ZM69 224V223H68ZM69 225H72V224H69ZM93 227V226H92ZM92 229V228H91ZM96 231H97V228H96ZM95 231V232H96ZM92 232V231H91ZM95 232H92L93 234L95 233ZM10 232H3L2 234H0V236H2L3 234H9ZM2 239V238H1ZM0 239V240H1ZM14 239V238H13ZM3 243V242H2ZM8 249V248H7ZM6 249V250H7ZM53 251V250H52ZM51 252V251H50ZM65 253L66 252H63V254L61 255V258H62V256H64L65 255ZM6 257V256H5ZM49 257L51 258V260H53V262L55 263V264H59V262H60V260L59 261H56V260H54L52 257H51V255H49ZM2 258H3V256H2ZM60 258V259H61ZM9 264H17L15 261L14 262H12V263H9ZM27 264V263H26ZM30 264V263H29Z\"/></svg>",
  "mask_w": 264,
  "mask_h": 264
},
{
  "label": "water",
  "instance_id": "water-1",
  "mask_svg": "<svg viewBox=\"0 0 264 264\" xmlns=\"http://www.w3.org/2000/svg\"><path fill=\"white\" fill-rule=\"evenodd\" d=\"M32 25L31 24H29L28 26H26V27H24V28H21L20 29V32L21 33H26V32H28L29 30H31L32 29Z\"/></svg>",
  "mask_w": 264,
  "mask_h": 264
},
{
  "label": "bare ground",
  "instance_id": "bare-ground-1",
  "mask_svg": "<svg viewBox=\"0 0 264 264\" xmlns=\"http://www.w3.org/2000/svg\"><path fill=\"white\" fill-rule=\"evenodd\" d=\"M9 20H10L9 18H6V17L4 18V22H5V23L8 22ZM255 78H257V75L253 76V80H254V82L257 83L258 81H256Z\"/></svg>",
  "mask_w": 264,
  "mask_h": 264
}]
</instances>
